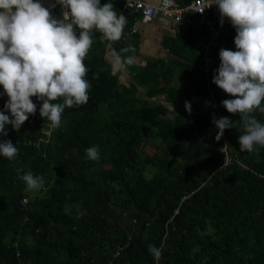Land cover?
Here are the masks:
<instances>
[{
    "label": "trees",
    "instance_id": "16d2710c",
    "mask_svg": "<svg viewBox=\"0 0 264 264\" xmlns=\"http://www.w3.org/2000/svg\"><path fill=\"white\" fill-rule=\"evenodd\" d=\"M107 2L126 16L125 31L131 19L122 1L101 0ZM187 30L181 38L197 50L193 29ZM100 35L93 30L84 60L90 68L88 103L66 108L53 130L32 97L36 114L18 132L7 125L8 136H0L19 149L14 161L0 156V264H264V148L239 150L240 117L221 105L234 97L212 83L219 66L208 83L199 69L185 66L191 71L176 84L173 73L150 61L120 85L104 52L135 46V35L111 48ZM235 35L232 28L216 52L229 49ZM158 93L179 109L152 100ZM7 99L0 96V110ZM214 104L221 117L236 121L224 131L235 161L219 170ZM255 115L264 123V114ZM93 145H99L98 162L86 156ZM29 170L44 178L45 189L27 190L19 176ZM21 197H27L24 207ZM150 244L162 249L158 262Z\"/></svg>",
    "mask_w": 264,
    "mask_h": 264
},
{
    "label": "clouds",
    "instance_id": "9594fccd",
    "mask_svg": "<svg viewBox=\"0 0 264 264\" xmlns=\"http://www.w3.org/2000/svg\"><path fill=\"white\" fill-rule=\"evenodd\" d=\"M57 4L62 9L61 19L54 18L40 0H0V96L8 97L0 110V136H8L7 125L18 132L29 116L36 114L37 104L32 97L41 102L40 117L53 130L59 129L66 108L89 101L91 83L86 77L90 68L84 60L93 45V30L101 34L100 40L109 42V48L124 34L126 16L117 15L112 2L102 5L101 0H55L52 7ZM212 5L218 8L221 26L227 19L236 32V50L220 49V64L212 83L234 97L222 100L221 105L240 117L243 133L238 137L239 150L258 151L264 148V123L255 115L264 114V0H211L208 7ZM135 52L133 45L119 53L113 50V70L133 65ZM185 109L191 114L190 102H185ZM235 122L213 113L216 139L225 130L235 128ZM18 153L11 140L0 141V156L11 162ZM86 156L98 162L99 145L87 148ZM19 178L28 191L45 189L44 178L30 170ZM148 252L157 262L163 255L162 249L152 244Z\"/></svg>",
    "mask_w": 264,
    "mask_h": 264
},
{
    "label": "built area",
    "instance_id": "2783aa9c",
    "mask_svg": "<svg viewBox=\"0 0 264 264\" xmlns=\"http://www.w3.org/2000/svg\"><path fill=\"white\" fill-rule=\"evenodd\" d=\"M49 9L58 12L59 19L62 18L61 7L55 4V0H51ZM128 14L131 22L120 40L123 44H128L138 31V22H148L155 17L162 16L169 20L170 27L177 33H184L190 26H196L199 29V35L196 36V43L198 45V69L202 72L206 83L209 81L210 73L219 66L220 58L216 52L218 41L232 30V25L225 19L223 26L220 23V14L216 5L208 7L211 0H159L157 4H150L144 0H121ZM208 7V8H207ZM231 50L235 51V44L231 45ZM214 110L218 115L217 105L214 104ZM43 133L48 135L49 130L43 129ZM221 143L217 146L219 152L223 154L222 161L219 162L214 170H219L229 166L235 158L229 154L230 147H228V139L223 133V136L218 140ZM34 144V142H33ZM27 203V197L19 199L20 207H24ZM174 209V213H176ZM134 221V219H132ZM122 246H118L111 254L114 257ZM18 249L15 248V255L17 256ZM108 264V263H107Z\"/></svg>",
    "mask_w": 264,
    "mask_h": 264
},
{
    "label": "crops",
    "instance_id": "0c3cea01",
    "mask_svg": "<svg viewBox=\"0 0 264 264\" xmlns=\"http://www.w3.org/2000/svg\"><path fill=\"white\" fill-rule=\"evenodd\" d=\"M150 4H157L159 0H144ZM43 6L49 7L51 0H40ZM52 16L59 19L56 10L49 9ZM190 28V27H189ZM191 35L196 43V36L199 35V29L194 25L191 27ZM191 30V29H190ZM190 30H187L188 32ZM186 31V32H187ZM182 34L174 31L169 24V20L165 17L158 16L148 22H138V31L134 37L135 44V63L131 66H126L124 69L117 71L113 70L110 62L111 53L113 50H106L104 52V60L108 72L115 75L116 81L120 85H128L131 81V74L139 72L146 63L153 61L156 62L158 67L163 68L169 73H173L172 82L182 84L183 73H188L191 69H186L185 66H193V69H198L197 50L191 49L189 42H183ZM187 39V38H185ZM195 50V51H194ZM129 55H132L129 54ZM158 67H155L157 69ZM144 87H139V91L144 93ZM162 105L166 106L169 110L176 111L179 106L170 105L165 101V94L158 93L152 98Z\"/></svg>",
    "mask_w": 264,
    "mask_h": 264
},
{
    "label": "rangeland",
    "instance_id": "374dc122",
    "mask_svg": "<svg viewBox=\"0 0 264 264\" xmlns=\"http://www.w3.org/2000/svg\"><path fill=\"white\" fill-rule=\"evenodd\" d=\"M136 35V34H135ZM145 151H151V148L148 146H145Z\"/></svg>",
    "mask_w": 264,
    "mask_h": 264
}]
</instances>
